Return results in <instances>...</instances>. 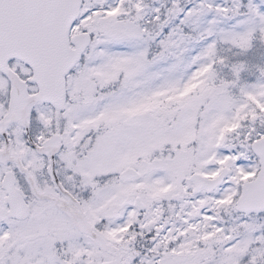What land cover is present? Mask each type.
Wrapping results in <instances>:
<instances>
[{
  "label": "snow or ice",
  "instance_id": "6c2138e0",
  "mask_svg": "<svg viewBox=\"0 0 264 264\" xmlns=\"http://www.w3.org/2000/svg\"><path fill=\"white\" fill-rule=\"evenodd\" d=\"M0 264H264V0H0Z\"/></svg>",
  "mask_w": 264,
  "mask_h": 264
}]
</instances>
